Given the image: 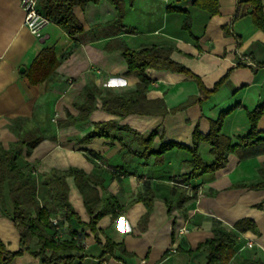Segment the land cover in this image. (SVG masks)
I'll list each match as a JSON object with an SVG mask.
<instances>
[{
  "label": "crops",
  "instance_id": "obj_1",
  "mask_svg": "<svg viewBox=\"0 0 264 264\" xmlns=\"http://www.w3.org/2000/svg\"><path fill=\"white\" fill-rule=\"evenodd\" d=\"M260 1L264 10V0ZM19 3L0 0V146L8 149L18 135L36 128L43 139L29 156L22 155L34 168V176L76 168L93 177L86 198L89 206L94 213L110 209L95 225L100 244L88 226L92 216L74 178H66L68 200L81 223L63 220L61 237L76 243L77 250L71 252L78 257L76 264H205L206 252L199 245L212 237V221L230 229L241 219H251L259 233H240L228 264L264 263V203L255 206L264 201V190L241 187L259 179L264 144L238 149L222 168L182 183L191 171L190 153L174 148L161 158L142 157L143 147L134 134L147 136L156 130L153 151L161 142L192 148L193 130L197 127L207 134L209 122L234 106L222 122V134L236 143L248 132L247 111L264 102V29L257 28L249 14L234 19L237 0H218L214 15L194 7L191 0H133L132 4L125 0L122 23L133 32L106 28L116 16L108 1L89 3L84 10H75L84 27V34L77 37L81 43L56 66L51 81L36 84L26 77L33 61L44 50L59 59L73 40L53 23L39 36L30 33ZM168 5L188 12L189 29L183 28L185 14L166 12ZM117 39L130 49L170 47V58L197 76L208 91L231 71L220 89L207 97L184 74L149 68L145 98L163 101L168 113L118 117L102 110L96 97L88 119L64 125L80 115L86 88L95 87L102 94L136 89L138 78L126 73L122 54L106 48ZM174 108L179 110L170 112ZM109 121L130 131H117L113 141L96 137L78 142L95 123ZM257 130L264 135V116ZM197 152L204 163L214 161L208 144L200 143ZM181 192L196 197L177 205ZM141 196L153 198L151 210ZM106 241L118 246L111 255H102ZM0 242L9 251L19 247L18 232L1 212ZM12 264H39V260L25 253Z\"/></svg>",
  "mask_w": 264,
  "mask_h": 264
},
{
  "label": "trees",
  "instance_id": "obj_2",
  "mask_svg": "<svg viewBox=\"0 0 264 264\" xmlns=\"http://www.w3.org/2000/svg\"><path fill=\"white\" fill-rule=\"evenodd\" d=\"M102 0H37V11L60 27L62 31L68 34L73 44L71 47L57 59L51 50H44L33 61L26 72V77L30 83L36 84L44 80H52L53 72L56 66L64 60L81 43L77 37L84 34V27L75 15V10H84L90 4H97ZM114 8L116 16L113 21L105 26L111 31H130L122 23L125 13V0H106ZM132 4L133 0H128ZM192 5L200 10H204L211 15L218 12V0H191ZM260 0H237L234 19H238L246 14L252 18L253 24L260 29H264V10H262ZM249 10V11H248ZM166 12H182L185 14L183 28L189 29L191 22L190 15L186 10H182L172 5L166 7ZM227 31V29H226ZM91 36V33H87ZM107 50L119 51L125 59L126 73L133 74L138 78L136 89L128 94H114L105 92L102 94L95 87L85 89L84 102L78 107L79 114L75 118L67 119L64 125L76 122H82L88 119V116L95 108L96 97L101 100V108L109 114L124 117L129 114L140 115H165L166 106L163 101H149L146 92L149 87L150 78L146 70H170L172 72L182 73L186 77L195 81L200 91L205 96H210L217 92L223 85L230 71L215 84L210 91L206 90L200 79L195 76L183 65L173 61L170 58L172 49L166 46H145L139 49L128 48L122 40L108 42ZM240 66V64H238ZM236 106L223 111L216 120L209 122L210 128L207 134H202L196 127L192 133L193 147L188 148L175 142H161L157 151L152 150V144L157 131L154 130L147 136H138V144L143 147L140 156L154 155L156 158L163 157L164 153L174 148L185 150L190 153L191 159L189 165L191 171L182 177V183L187 180L196 179L205 173L214 172L224 166L230 153L238 149H251L254 146L264 144V135L257 130V123L260 117L264 116V102L258 104L252 110L247 111L249 124L248 132L240 136L236 143H233L230 137L221 132L224 118ZM181 109V107L179 108ZM171 109L170 112L179 110ZM127 130L128 128L117 126L115 121L95 123L93 129L78 140L80 143H88L93 138L99 137L109 140L117 139V131ZM43 139L36 128L25 130L22 135H18V140L8 149L0 146V212L12 222L19 235V247L16 251H9L3 242H0V264H12L16 257L28 253L33 258L39 260V264H76L78 257L71 252L77 250V245L73 240L63 239L58 236L51 224V219L60 216V225L63 220H75L78 223L80 219L68 200V186L66 178L72 176L75 185L83 196L84 203L89 214L92 216L88 224L91 232L95 236L97 244L100 241L97 237L95 225L97 220L110 209L102 208L100 212L94 213L89 206L87 191L91 190L90 183H93V177L85 174L76 168H70L65 171L52 170L41 175H33V167L26 161H23V153L29 156L32 149ZM200 143H206L210 147V154L214 158L211 164H206L201 159L198 151ZM125 147V146H124ZM89 156L95 157V154L88 152ZM259 179L249 184H242L241 187H248L254 190H264V164L259 169ZM196 194L184 195L180 193L177 199V205L183 204L188 199H193ZM140 200L145 204L147 210H151L153 198L141 196ZM107 205H110V198L105 199ZM264 201L255 205L260 208ZM168 210L172 206L166 202ZM250 231L254 234L259 233L255 223L251 219L238 220L232 228L224 227L217 220L212 221V237L199 245L206 252L205 264H228L234 255L238 245V236L240 233ZM118 247L110 241L103 245L102 255H111L114 248ZM258 264H264L258 262Z\"/></svg>",
  "mask_w": 264,
  "mask_h": 264
},
{
  "label": "built area",
  "instance_id": "obj_3",
  "mask_svg": "<svg viewBox=\"0 0 264 264\" xmlns=\"http://www.w3.org/2000/svg\"><path fill=\"white\" fill-rule=\"evenodd\" d=\"M20 7L23 11V24L28 28L30 33L35 36H39L42 30L50 24V21L45 16L41 15L37 11V0H20ZM51 224L54 227L58 236L62 234V227L60 225V217L55 216L51 219ZM248 247L252 246V243H247Z\"/></svg>",
  "mask_w": 264,
  "mask_h": 264
}]
</instances>
